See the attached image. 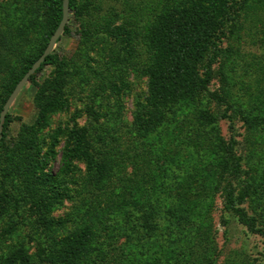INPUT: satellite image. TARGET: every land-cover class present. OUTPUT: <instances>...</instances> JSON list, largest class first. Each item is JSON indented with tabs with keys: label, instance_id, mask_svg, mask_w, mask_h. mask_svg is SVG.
<instances>
[{
	"label": "rangeland",
	"instance_id": "1",
	"mask_svg": "<svg viewBox=\"0 0 264 264\" xmlns=\"http://www.w3.org/2000/svg\"><path fill=\"white\" fill-rule=\"evenodd\" d=\"M175 1L76 0V7L69 9V33L61 32L50 51L66 59L67 75L56 88L47 84L52 66L37 73L36 84L28 78L5 114L3 124L6 115L10 117L7 127H1L0 264H71V249L79 253V264H95L99 258L105 264L110 256L115 263L126 246L125 237L116 234L121 217L129 233L131 226L137 233L131 237L147 244L150 252L157 249L155 257L164 261L264 264V237L246 229L226 203L230 185L235 189L234 207L253 215L256 183L264 173V0H248L234 27L230 11L242 0L192 3L200 15L219 19L216 25L224 35L209 40L199 73L186 74L189 97L168 100L163 123L153 128L161 127V137L158 130L135 127L136 112L149 88L147 77L133 67L146 60L153 63L157 43L146 49L142 33L151 25L149 18L160 19ZM54 4L55 0H0V52L13 53L0 67V114L58 27L47 37ZM98 21H111L125 30L107 46L95 39L84 42L83 29L95 28ZM207 67L208 91L222 102L193 93L192 85L204 77ZM51 102L58 106L43 111ZM196 125L201 132L193 129ZM72 129L85 135L89 170L86 157L73 149ZM107 151L116 160H108L111 167L98 184L93 173L100 153ZM235 164L239 176L233 180ZM237 183L242 188H235ZM54 191L61 194L59 199L38 203ZM261 219L256 221L264 224ZM144 222L147 227L139 231ZM171 247L175 253L169 255ZM60 254L67 255L66 261L52 263Z\"/></svg>",
	"mask_w": 264,
	"mask_h": 264
},
{
	"label": "trees",
	"instance_id": "2",
	"mask_svg": "<svg viewBox=\"0 0 264 264\" xmlns=\"http://www.w3.org/2000/svg\"><path fill=\"white\" fill-rule=\"evenodd\" d=\"M194 1L195 0H178L172 2L170 8L167 9L169 11L162 12L160 19L154 21V19L151 20L149 18L148 22L151 23V25H149L150 27L148 25H145L146 28H144V30H147V32H143L142 34L144 35H142V37L146 39H142L148 46L146 47V49L151 46L149 45V43L156 41L158 52L156 56L157 58L153 57V63L146 60L145 65L136 64L133 67L134 72L140 73L147 77V85L149 88V93L146 97L145 103L144 105H142V107L138 108V111L136 112L137 115L134 119L135 127L138 126L141 130L153 131V128L156 127L157 123H159L160 121L161 123H163L162 117L165 114L164 107L167 104L168 100H171V98L181 99L189 97L191 92H188L189 86L187 88L186 85V74L188 73L191 76L192 74L197 75L199 73V69L202 67L201 61L205 54V48L209 46V40L214 38L219 39L224 35V33L220 31V26L216 25H219V19H215L214 15H210L209 13H203L202 15H200L199 8L196 7L195 4H192ZM247 1L248 0H242L238 5H235L231 9V27H234L235 20L239 16L240 11L245 7ZM186 5L188 6V8L186 9H183L184 7H181ZM68 7L69 9H74L76 7V0H68ZM128 10H132L131 7H129ZM82 11H84V9H82L81 12ZM61 18L62 0H55L54 15L52 17L51 27L47 34V37H49L50 34L53 33V31L56 29ZM135 18L136 15H133L131 17V20L133 21L135 20ZM95 24L97 26L93 29H83L84 32L82 33V39L84 42L87 41V43L91 44L95 39L97 43L101 42V45L107 46L106 44L110 45L109 42L114 41V37L118 35L120 36L119 33L125 30L123 29V27L112 26L113 23L111 21L104 23L102 21H98ZM232 32L233 29L231 28L229 30V33L232 34ZM68 33L69 29L65 26V28L63 29V34ZM123 38L125 39L126 43L131 41L130 37L127 35ZM43 49L44 48L40 50L39 54L42 53ZM128 49H131V47H129ZM151 53L152 52H150V56ZM12 55L13 53L11 49H8V51H1L0 67L6 66L7 63L11 60ZM32 63L33 60L27 64L24 72L31 66ZM46 65L53 67V76L49 80V82H47V84H50L51 87L56 88L58 86V80H62V76L67 75V68L66 59L59 60L58 56L54 53H50L45 57L44 62H42L35 73L29 77V81L36 84L37 73L41 71V69ZM202 74L204 77L200 79L196 78V82L194 83V85H192L194 86L193 93L200 91L205 93L211 100H215V102H222L221 98L208 91L207 85L209 82L208 77L210 74L208 67L202 72ZM107 77H109V75H107ZM97 90L102 91L100 90L99 86H97ZM61 103H63V101ZM56 106L58 105L54 102L48 103L43 111L50 112L55 109ZM86 110H88L89 113L93 114V111L89 107H87ZM222 116L227 118V120H229L230 122L229 116H227L226 114H223ZM9 120L10 117L9 114H7L5 123L3 124L4 129L7 127V123L9 122ZM113 123L115 124V122ZM192 127L193 129H195V131H202L199 125ZM160 128L161 127L155 129L154 131L158 130L161 137H163L164 135L161 134ZM69 139L72 142L74 151L77 154H82L86 157L85 166H87V170H89L90 164L88 159V149L83 131L72 129L69 132ZM158 139L161 140L160 137ZM196 153L198 154L197 151ZM100 154L101 158L97 165V170L95 171V173H93V178L97 183L100 182L103 172L106 171L107 168L111 167V164L108 160H116L115 158L109 156L108 151L106 152V155L103 152H101ZM120 155L121 154L118 153L117 157L119 158ZM238 171L239 165L235 164L234 169H232V171L230 172L233 180H236L238 178ZM35 173L36 172L33 171V174ZM263 179L264 173L261 175L260 180L256 183L255 188L256 190L259 189V191H257L256 195L253 197L257 200L255 209L253 210V215H249L246 210L234 207L231 198L235 193V189L230 185L229 190L226 193V203L230 204L229 207L237 216L238 221L243 226H245L246 229H248L250 232H256L259 236L264 237V224L263 222L256 221V218L258 219L261 217L262 219H264V186L261 185L263 183ZM236 187L242 188V185L237 183V185H235V188ZM247 194H249V189ZM60 196L61 194L59 192L54 191V193H47L46 195L38 199L39 201H37L38 203H42L43 201H46L45 198L56 200L59 199ZM12 201L16 205L18 204L17 199H12ZM117 221L119 229L116 231V234L125 237L126 246L120 248L122 254L120 255V258L115 261V263H111L113 256H110L109 262L105 264H174L171 263L169 258L165 259L164 261L162 257H155V252L157 253L158 251L157 249L153 252H150L151 250L147 244L137 243V239L131 237L132 234L137 233L133 231V226L130 227L129 233V229L127 228L128 225L125 224L124 217H121V219H118ZM99 222L100 226H102V222ZM145 222L148 223V220H146ZM145 222L143 227H141L139 231L147 227ZM85 250L87 252L89 251V249ZM75 251L76 249H71V252L67 253L68 255H70L69 258L72 261L71 264L80 263L79 260L81 258L77 256L79 255V253ZM172 253H175V247L170 248L169 255ZM106 255L108 256L107 252ZM66 259L67 255L60 254L56 257V259H52V263H63L64 261H66ZM158 261L160 263H158ZM94 262L95 264H102V259L99 258L98 261ZM39 264H41V262ZM206 264H209L208 260H206Z\"/></svg>",
	"mask_w": 264,
	"mask_h": 264
},
{
	"label": "water",
	"instance_id": "3",
	"mask_svg": "<svg viewBox=\"0 0 264 264\" xmlns=\"http://www.w3.org/2000/svg\"><path fill=\"white\" fill-rule=\"evenodd\" d=\"M62 18L58 24L57 29L55 30L54 34L52 35L45 51L43 52V54L40 56V58L29 68V70L27 71V73L25 74V76L23 77L22 81L14 88L13 92L10 94L9 98L7 99L3 110L0 114V131H1V127L4 121V117L5 114L7 113L8 107L13 99V97L15 96V94L17 93V90L19 89V87L21 86L22 83H24L25 81H27V79L30 77V75L37 69V67L45 60V57L50 53V51L52 50L57 38L59 37V35L61 34V32H63L65 23L67 21L68 18V11H69V7H68V0H62Z\"/></svg>",
	"mask_w": 264,
	"mask_h": 264
}]
</instances>
